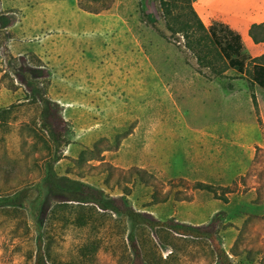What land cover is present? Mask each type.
I'll return each instance as SVG.
<instances>
[{
    "label": "rangeland",
    "instance_id": "obj_1",
    "mask_svg": "<svg viewBox=\"0 0 264 264\" xmlns=\"http://www.w3.org/2000/svg\"><path fill=\"white\" fill-rule=\"evenodd\" d=\"M165 1L0 0L13 19L0 30V110L13 106L0 123V176L40 177L50 152L39 106L12 72L40 60L67 122L59 174L161 220L217 221L231 264H264V65L240 74L207 42L204 66L188 47L201 32L186 28L187 2L172 0L167 14ZM56 211V263L132 264L119 222L76 227L69 208ZM34 241L31 219L0 212V264H32ZM175 242L179 264L225 260L207 239Z\"/></svg>",
    "mask_w": 264,
    "mask_h": 264
},
{
    "label": "trees",
    "instance_id": "obj_2",
    "mask_svg": "<svg viewBox=\"0 0 264 264\" xmlns=\"http://www.w3.org/2000/svg\"><path fill=\"white\" fill-rule=\"evenodd\" d=\"M195 1L185 0L188 4L185 24L187 30L201 32L194 43L188 44L189 48L197 51L201 64L213 68L212 61L200 54L203 44L209 42L216 45L219 57L227 66L240 74L252 62L264 65V54L253 57L242 35L230 24L214 19L210 25H206L194 7ZM171 3L172 0L164 2L167 14H173L169 10ZM85 9L95 12L90 8ZM12 23L10 16L0 12V30L8 28ZM250 36L255 43L264 42V22L253 24ZM38 62L40 64L35 65L16 62L12 72L27 87L28 101L39 106L38 118L41 128L48 135L46 144L50 152L42 160L40 177L24 176L14 181L0 176V212L12 216L23 214L33 224L35 249L30 256L32 264H58L52 258L47 241L48 231L54 224L52 216L56 215L58 208L70 209V213L74 214L71 224L76 227L86 226L101 216H109L119 222L125 230L127 247L133 257L132 264H179L175 241L188 239L209 240L215 246L214 253L225 259L221 263L231 264L227 252L219 242L217 221L192 224L177 219L161 220L146 211L136 209L125 196L115 197L80 179L59 174L56 165L64 157V147L68 144L67 122L59 103L48 96L49 74L46 66L40 60ZM12 110L13 106L0 110L1 124L9 123ZM196 187L211 189L210 185L204 183H198ZM65 220L68 221L67 218ZM169 247L172 249L164 257L162 250Z\"/></svg>",
    "mask_w": 264,
    "mask_h": 264
},
{
    "label": "crops",
    "instance_id": "obj_3",
    "mask_svg": "<svg viewBox=\"0 0 264 264\" xmlns=\"http://www.w3.org/2000/svg\"><path fill=\"white\" fill-rule=\"evenodd\" d=\"M194 5L205 23L217 19L237 30L253 57L264 54V42L250 36L251 26L264 22V0H196Z\"/></svg>",
    "mask_w": 264,
    "mask_h": 264
}]
</instances>
